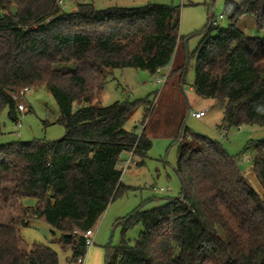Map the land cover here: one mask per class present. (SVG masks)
Here are the masks:
<instances>
[{"label": "trees", "instance_id": "1", "mask_svg": "<svg viewBox=\"0 0 264 264\" xmlns=\"http://www.w3.org/2000/svg\"><path fill=\"white\" fill-rule=\"evenodd\" d=\"M225 15L230 26L214 27L211 17L202 31L193 89L221 104L222 132L264 127V38L238 28L251 15L264 30V0H225ZM180 24L181 8L173 5L97 10L76 4L65 12L58 0H0V115L8 110L17 122L13 96L45 88L66 129L55 142L0 147V264H59L52 249L23 239L21 229L31 220L61 235L70 264L83 263L88 248L81 233L96 228L108 207L132 191L118 168L122 154L143 159L152 148L145 129L125 128L135 104L102 106L101 92L114 70L158 75L169 68ZM182 136L179 196L129 216L123 237L137 224L143 232L134 245L123 239L105 248V264H264V198L246 180L239 158L187 128L177 140ZM250 148L264 190V139ZM26 198L36 206H24Z\"/></svg>", "mask_w": 264, "mask_h": 264}, {"label": "rangeland", "instance_id": "2", "mask_svg": "<svg viewBox=\"0 0 264 264\" xmlns=\"http://www.w3.org/2000/svg\"><path fill=\"white\" fill-rule=\"evenodd\" d=\"M76 4H94L97 10L133 9L149 4L181 8V40L167 82L164 85L159 84V75L142 70H114L101 92L102 106L116 102L135 104L136 108L128 118L125 128L128 131L136 128L138 134L145 129L152 148L143 159L131 157V153L122 154L118 164L120 170L131 157L129 168L123 172L122 182L131 187L132 191L108 207L98 225L100 236L96 244L104 248H115L125 239L134 245L143 232V227L140 224L134 225L123 237L124 221L138 210L147 211L160 207L166 200L179 196L181 182L176 173V164L180 144L177 138L182 127L191 133L221 143L230 156L239 158L246 180L264 198L263 187L251 162L254 151L248 149L249 142L264 139V127L243 125L241 130L239 127H232L223 136L219 129L223 121L221 104L216 100L198 96L193 89L196 51L204 38L202 31L210 24L211 17L218 19L224 16L219 22V28L231 25V20L225 15V0H64L63 10L70 12ZM238 28L248 37L264 38V30L258 27L254 16L243 17ZM215 36L216 32H213L212 37ZM183 69H186L184 78ZM17 102L25 105L29 112L20 113L17 122L9 119L8 110L2 112L0 147L18 142H55L65 137L66 129L58 124L61 114L56 100L45 88L32 89ZM77 108L78 105H74V111ZM197 111L206 112L201 120H196L191 115ZM141 163L144 164L139 166ZM22 203L26 207H35L37 204L33 198H26ZM21 232L29 246H47L58 254L59 264H70L68 259L72 255L71 251L63 250L60 245L61 235L46 222L31 220ZM102 264H105V256Z\"/></svg>", "mask_w": 264, "mask_h": 264}, {"label": "built area", "instance_id": "3", "mask_svg": "<svg viewBox=\"0 0 264 264\" xmlns=\"http://www.w3.org/2000/svg\"><path fill=\"white\" fill-rule=\"evenodd\" d=\"M58 4L60 6H62L64 4V0H58ZM222 19H224V16H221L218 19L213 17L211 19V25L214 26V27H219V22ZM170 73H171V67H169L167 69L160 70L159 73H158V75H159L158 83L164 85L167 82V80H168V78L170 76ZM28 91L29 90H27V92ZM13 99L14 100H18V97L17 96H13ZM18 110L21 113H25V112L28 111L27 107L25 105H22V104L18 105ZM205 114H206L205 111H197V112H192L191 113L192 117L195 118L196 120H201L205 116ZM19 127H21V124H19ZM239 129L241 130L242 127H239ZM222 134H223V136L227 135V133L224 132V131L222 132ZM183 141H184V137L183 136L178 139L179 143H182ZM130 155H131V157H133V153H131ZM131 157H130V159H131ZM130 159L127 161L125 167L121 168L122 172L126 171L129 168ZM162 191H163V189H162ZM95 235H96V228L90 229V230H88L86 232L81 233V236L84 239L85 245H86V247L88 249L94 246Z\"/></svg>", "mask_w": 264, "mask_h": 264}, {"label": "crops", "instance_id": "4", "mask_svg": "<svg viewBox=\"0 0 264 264\" xmlns=\"http://www.w3.org/2000/svg\"><path fill=\"white\" fill-rule=\"evenodd\" d=\"M171 67V66H170ZM172 68V67H171ZM174 71V68L172 69V72ZM100 224V223H99ZM98 236H100V232L98 231V226L96 227V235H95V241L94 246L89 248L87 251V254L84 258V261H86V264H102L105 256V248L103 246H98L96 243L98 241ZM83 261L82 264H85Z\"/></svg>", "mask_w": 264, "mask_h": 264}]
</instances>
